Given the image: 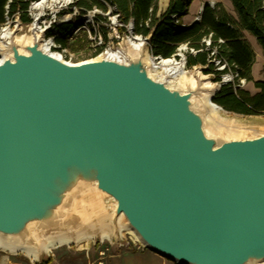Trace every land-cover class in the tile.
<instances>
[{"label":"water","instance_id":"obj_1","mask_svg":"<svg viewBox=\"0 0 264 264\" xmlns=\"http://www.w3.org/2000/svg\"><path fill=\"white\" fill-rule=\"evenodd\" d=\"M36 26L24 31L17 12L0 35V237L25 242L88 215L105 225L111 207L174 264H262L264 131L209 121L206 78L193 74L205 68L186 87L155 70L154 30L137 53L123 40L118 56L71 63Z\"/></svg>","mask_w":264,"mask_h":264},{"label":"trees","instance_id":"obj_2","mask_svg":"<svg viewBox=\"0 0 264 264\" xmlns=\"http://www.w3.org/2000/svg\"><path fill=\"white\" fill-rule=\"evenodd\" d=\"M77 1L76 5L84 10L97 8L105 11L103 2L112 5L123 24L133 23V34L137 36L144 38L154 30L149 47L151 53L161 59L173 57L179 46L187 44L196 54H186V66H202L206 74L232 71L237 79L252 81L254 53L243 32L256 39L264 57V0H229L236 19L221 4L214 7L206 5L199 21L190 26L183 25L182 19L188 15L193 0H169L167 9L160 16H157L158 0H90L92 4L85 0ZM27 7L26 0H0V27L7 17L12 18L17 12L21 14L22 24H29ZM59 30L62 37L58 42L66 45L65 40L73 35L75 26L62 25ZM207 38H210L209 46L204 42ZM215 59L225 64L223 71L213 69L212 61ZM254 86L260 92L250 96L242 90L236 93L227 91L224 85L216 94V102L237 114L264 115V82H255Z\"/></svg>","mask_w":264,"mask_h":264},{"label":"rangeland","instance_id":"obj_3","mask_svg":"<svg viewBox=\"0 0 264 264\" xmlns=\"http://www.w3.org/2000/svg\"><path fill=\"white\" fill-rule=\"evenodd\" d=\"M88 4H92L90 0H85ZM74 4L79 8L76 4H78L77 0H74ZM195 3H204L203 0H193L191 2L192 4ZM169 4V0H158L157 2V16H160L166 9ZM207 4H210L209 2ZM212 4H221L225 10L233 16L236 19V15L234 16L232 14L233 7L229 8L227 5L223 3V0H218L215 3ZM190 5V7H191ZM214 5V6H215ZM190 7L188 10V15H190ZM72 9V8H71ZM88 11V9H86ZM102 12H105L101 10ZM235 14V13H234ZM200 16V12L197 14H193V18H198ZM101 17V16H99ZM107 20L108 17H106ZM111 18V17H110ZM102 19V17H101ZM14 20L10 18V22H13ZM131 22V21H130ZM183 25L189 26L191 24L190 19L183 18L182 19ZM14 23V22H13ZM14 26V24H11V28ZM27 25L22 24V28L24 31L26 30ZM23 31V33H24ZM106 36V33H105ZM52 34H48L45 36L46 41L52 40V44H50L49 50L51 53L58 55H62V59L69 61V59L72 60L71 63L80 62L86 59H89L91 56L92 49L89 47V36L86 32H77L74 30V33L71 37L65 40L66 45L59 43L58 39L53 40ZM94 35L91 34V38H93ZM138 37L135 34H133V31L130 32L127 29H124L121 31L120 27H113L109 34L107 35V40L110 41L108 44V48L110 51L116 52L122 45L123 40L130 39H137ZM143 38V37H142ZM206 41L208 40L205 39ZM248 43V42H247ZM249 44V43H248ZM206 45V43H205ZM250 46V45H249ZM251 47V46H250ZM253 53H254V62L256 59L257 53L255 50L251 47ZM147 52L149 54V58L154 63H159L160 61L157 60L156 56L151 53L150 47L147 48ZM178 52H176L177 55ZM180 56V55H179ZM183 56L186 59V55L183 54ZM169 59H175L178 62H181V57H171ZM167 60V59H166ZM218 59L213 60V69L215 71H223V62L221 64H218ZM222 69V70H221ZM184 71L186 72V75L188 77L192 76V67L188 68L185 64ZM201 72V71H200ZM204 76H206V82L215 84L216 88L220 86L221 88L225 85L226 90H231V92L236 93L238 90H242L247 92L250 96H254L260 92V90L256 89L254 86L255 82H264V63L262 65V68L260 69L258 76H253L251 73L252 78V85L257 90L255 93H250L244 89V83L246 82L243 79H237L236 75L232 73V71H227L226 73H220L216 74L209 73L206 74L204 71L201 72ZM227 77V78H226ZM227 80V81H226ZM204 98V97H203ZM200 103V106L204 111L206 112L207 106L205 104V100L202 99ZM211 103L218 107V111L215 113H207V116L209 117V121L214 124H220L225 126L233 124L234 126H238L240 128L239 130H247L246 132H251L252 130H258L264 131V115L259 116H245L241 114H237L231 111L226 110L225 108L221 107L216 102V95L212 99ZM225 129V128H224ZM253 132V131H252ZM105 216L107 219H105V225L108 226V229L110 231H113L114 233L110 235L108 240L101 241L98 237L92 239L89 241L88 244V250H84L83 247L86 243H82L80 245H69V246H61L54 248L51 253L42 254L39 259L33 260L30 258H27L21 253L16 254H8L0 251V264H110L111 257L114 255L119 254L120 252L124 250H135V249H142L147 250L143 244L140 242L138 237H136L133 234H130L127 229H129L126 226L125 221H120L117 223L115 219L113 218L111 207H106L105 209ZM119 229H125L124 231L119 232Z\"/></svg>","mask_w":264,"mask_h":264},{"label":"bare ground","instance_id":"obj_4","mask_svg":"<svg viewBox=\"0 0 264 264\" xmlns=\"http://www.w3.org/2000/svg\"><path fill=\"white\" fill-rule=\"evenodd\" d=\"M45 1V0H44ZM58 0H52L51 7L56 4ZM218 0H203L204 3H195L192 4L190 7V15H186L184 18L190 19L191 23L196 20V18H193V14H197L201 11V8L203 4L205 3H215ZM223 3L227 5L229 8H232V5L229 0H223ZM232 14L235 16L234 12ZM37 27V26H36ZM38 30L40 27H37ZM11 28H5L1 36L2 38H8L10 36ZM253 49L257 53L256 59L254 64L251 68V73L253 76H258L260 69L262 68V65L264 63V57L262 50L257 45L255 39L252 36H248ZM33 38L29 35H17L14 37V41L18 44V46L23 49L24 46L31 45ZM141 41L142 37H138L137 39H128L127 43L132 48V50L137 53L140 50L141 47ZM52 40L46 41L44 40V47L49 48L50 44H52ZM3 45V44H2ZM1 45V47H2ZM120 53V52H119ZM118 52H109L111 56H118ZM145 61H149L148 55L144 56ZM153 68L161 69L169 74H173L175 76H179V84L182 87H186L187 84L193 86L194 85V78L193 76L188 77L186 75V72L183 68V63L176 61L175 59H163L159 63H154ZM194 76L198 75L199 78H206L199 69L194 70ZM227 78V77H226ZM227 81V80H226ZM215 84L204 82L203 87L207 90L206 96V102L209 104V108L212 113H215L218 111V108L211 104L209 102V99L214 94V88ZM244 89L250 93H255L257 90L253 87L252 83H244ZM232 127H238L231 124ZM231 127V128H232ZM233 130L236 128H232ZM88 209H91L88 207ZM121 218V217H120ZM103 218H95L93 219L90 217V215L86 216L81 221L73 222L71 225L66 226L65 230H58V231H42V232H36V231H30L28 232L29 235H27V241H15L10 240L7 238L0 237V251L8 254H16L21 253L27 258L37 260L39 258V255L41 253H51V251L54 248L61 247V246H69V245H80L82 243H86L83 247L84 250H88V244L89 241L98 237L101 241L108 240L110 235H112L114 232L110 231L108 229L107 225H104ZM125 229H119L118 231H124ZM130 234L135 235V233L131 229H127ZM136 236V235H135ZM137 237V236H136ZM264 264V262L262 263Z\"/></svg>","mask_w":264,"mask_h":264},{"label":"built area","instance_id":"obj_5","mask_svg":"<svg viewBox=\"0 0 264 264\" xmlns=\"http://www.w3.org/2000/svg\"><path fill=\"white\" fill-rule=\"evenodd\" d=\"M26 1L28 2L26 14L30 19V22L29 24H26V27L34 22H37L40 29H48L46 36L48 34H52V39L55 40L62 37L59 30L60 26L72 24L75 26V30L77 32H86L89 36V47L92 49L89 59L102 52H113L108 48L110 41L107 40V35L113 27L125 28L130 32L133 31V23L129 22L127 25L123 24L119 19V14L117 13L115 7L106 2H103L106 10L105 12H102L97 8H93L88 11L84 9H77L74 4V0H58L53 7L50 5L52 0ZM99 16H101L102 19ZM106 17H108L109 20H107ZM14 18L15 16H13L11 20H14ZM13 22H10V18L7 17L6 22L0 27V35L5 28H11V24H14ZM105 33L106 36L104 35ZM91 34L94 35L93 38H91ZM204 42L206 43V46H209L210 38H208L207 41L204 40ZM176 52L178 53L174 56L182 58L181 61L183 63V68L186 64V59L183 54L186 55L188 52L190 54H196V51L189 49L187 44L179 46ZM57 56L62 58L61 54H58ZM156 59L161 61V58L159 57ZM68 62H72V60L69 59ZM218 64H221V62L218 61ZM222 68H225V64H223Z\"/></svg>","mask_w":264,"mask_h":264},{"label":"crops","instance_id":"obj_6","mask_svg":"<svg viewBox=\"0 0 264 264\" xmlns=\"http://www.w3.org/2000/svg\"><path fill=\"white\" fill-rule=\"evenodd\" d=\"M248 36L251 35L247 32H243L244 39L253 48ZM110 264H174V263L150 251L135 249V250H124L119 254L112 256L110 260Z\"/></svg>","mask_w":264,"mask_h":264}]
</instances>
